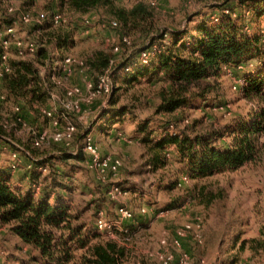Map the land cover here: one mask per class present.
I'll list each match as a JSON object with an SVG mask.
<instances>
[{"label":"rangeland","instance_id":"rangeland-1","mask_svg":"<svg viewBox=\"0 0 264 264\" xmlns=\"http://www.w3.org/2000/svg\"><path fill=\"white\" fill-rule=\"evenodd\" d=\"M115 1L125 8L132 7L138 1L146 2ZM156 1V6L146 2L152 18L141 26L126 31L120 23L118 27L109 26V22L116 18L103 9L79 14L61 6L57 0H19L15 5L17 12L9 15L6 11L8 0H0V28L14 24L16 35L27 40L33 37L35 27L20 21L18 15L21 11L61 12L68 21L63 27L69 31L72 43L63 51L57 48L56 43L48 44L46 38L39 44L48 48L52 59L71 55L84 61L85 67H76L69 81V85L80 86L89 79L96 82L97 76L103 72L91 65V62L97 60L99 53L121 60L143 47L150 37L159 38L158 34L163 30L187 29L189 34H195V27L200 23L216 25L214 18L220 17L224 9L234 10L238 17H243L245 29L250 34L264 33V19L253 16L254 6L246 0ZM222 7L225 8L222 10ZM85 19L89 20L86 25ZM122 36H127L130 43L123 44ZM168 39L169 34L165 41ZM159 43H163V40L157 39L155 45L158 46ZM113 45H118L120 51L115 52ZM9 54L10 61L21 59L13 46ZM138 58L140 59V54ZM246 73V68L224 67L219 76L190 84L189 93L193 98L188 105L174 113L158 109L163 102V93L167 95L173 90V85L166 80L143 77L130 88L117 93L114 91L109 96L92 95L83 89L80 96L82 112H70L62 125L70 121L77 126L73 146L78 144L85 132H91L103 154L121 158L123 166L119 178L128 193L118 201L109 199L106 186L99 183L95 174L87 167L82 152L81 159L70 157L63 160L60 152L67 151V148L54 143L39 149L45 154L52 153L48 170L41 172L36 179L31 175L28 179H23L22 188L31 187L37 194L43 190L64 196L72 214L78 217L77 223L85 225L84 233H98L104 239H110V235L100 232L96 227L99 212L102 211L106 219L118 220L117 207L120 204L130 207L135 218L123 222V226L129 231L122 235L115 233V239L127 250L124 264H159L150 254L164 250L161 240L166 239L170 244L177 229L196 216L202 219V230L198 233L201 241L197 240L194 232H190L182 243L183 249L190 253V264H199L198 261L202 258L208 264H264V130L259 135L256 160L237 170L199 179L190 176L189 168L179 162L177 150L172 145L165 148V153L170 156L163 158L162 165L151 164L154 155L152 147L156 139L143 140L144 134L139 131V126L147 123L153 131V138L166 132L185 130L193 134H215L220 144L230 143V132L239 121L247 120L251 115L264 116V94L245 90L248 86ZM53 89L59 100L64 98V87ZM58 99L48 97L42 107L58 112L61 108V101ZM14 103L16 102L13 100L8 102L7 114H12ZM123 105L131 110L124 114L123 120L112 123L109 131L99 130L97 125L102 123L99 121L102 113L107 108ZM220 105L225 108H220ZM23 107L25 120L31 127L51 129L49 120L38 115L29 105ZM28 129L12 132L10 136L6 134L10 141L0 140V168L10 169L11 151L15 143L23 147L30 144L31 132ZM25 156L22 152L18 169L11 171L12 175L22 178V175L26 176L31 172L28 167L30 162ZM183 174H188L190 180L178 187L177 181ZM33 184H41L39 192ZM210 193L216 195V198L207 204ZM54 201L53 199L52 203ZM142 207L147 209L144 214L140 213ZM56 234L60 236L62 232L56 231ZM167 248L176 255L180 252L171 245ZM82 253L83 250L77 251L78 256ZM0 264L48 263L40 259L37 250L14 235L9 225L0 222Z\"/></svg>","mask_w":264,"mask_h":264},{"label":"trees","instance_id":"trees-1","mask_svg":"<svg viewBox=\"0 0 264 264\" xmlns=\"http://www.w3.org/2000/svg\"><path fill=\"white\" fill-rule=\"evenodd\" d=\"M57 1L61 6L79 14L103 9L115 16V20L126 31L152 18L149 5L144 1L136 2L130 8L119 6L115 0ZM246 1L254 6L253 16L264 19V0ZM231 13L236 12L232 10ZM231 13L222 11L220 17L214 18L216 25L198 24L195 34H189L187 29L163 30L158 34L159 38L150 37L143 47L121 60L99 53L91 65L104 71L113 61L115 93L130 88L143 77L170 82L173 90L167 95L163 93V102L158 108L168 113H174L189 104L193 98L189 93L190 84L217 77L224 67L246 68L248 86L245 90L264 94V33L250 34L245 29L243 17H238L237 13L233 17ZM36 28H39V42L46 38L48 44L56 43L62 51L72 43L70 33L63 25L53 26L50 21H46ZM168 34L169 39L165 41ZM157 39L163 40V43L156 45L158 51L150 57L148 63H143L138 58L140 52L154 46ZM50 59L52 55L44 45L39 47L33 59L11 61L12 72L2 79L8 100L22 102L25 107L29 105L42 116L39 109L49 96L40 80L39 66L46 65ZM111 108L102 113L100 125L95 123L101 131L111 130L112 123L121 122L124 114L131 111L126 105ZM1 117L0 114V121ZM248 118L239 121L233 128L230 132L231 142L228 144H220L215 134H193L185 130L170 131L153 138V131L147 123L140 125L139 131L144 134L143 140L156 139L152 147L154 155L151 164L162 165L163 158L167 156L165 148L172 145L177 150L179 162L189 168L190 176L199 179L237 170L256 160L259 135L264 130V116L251 115ZM6 134L0 125V140ZM25 148L34 157H39L34 162V168L29 169L32 178L36 179L41 175L37 167L48 165L52 153L45 154L30 144L25 145ZM60 155L63 160L73 157L68 151L60 152ZM73 158L82 157L79 154ZM12 176L11 169L0 168V222L9 225L14 235L37 250L40 259L48 264H124L126 247L116 240L104 239L98 233H84L85 225L77 223L78 217L72 214L64 196L43 190L37 194L31 187L23 189L13 181ZM215 198L216 195L210 193L206 203L210 204ZM56 231L62 234L57 236ZM78 250H83L80 256L77 255Z\"/></svg>","mask_w":264,"mask_h":264},{"label":"built area","instance_id":"built-area-1","mask_svg":"<svg viewBox=\"0 0 264 264\" xmlns=\"http://www.w3.org/2000/svg\"><path fill=\"white\" fill-rule=\"evenodd\" d=\"M19 0H8L6 11L9 15H14L17 12L15 7ZM149 5L156 6V0H145ZM224 12L231 13L229 9H224ZM233 17L236 13H231ZM20 21L24 24H31L35 27L33 31V37H29L27 40H23L16 35V30L14 24H7L0 28V114L2 115L0 125L4 128L6 133L10 136L12 132H18L20 129H28L31 132L30 145L32 148L40 149L46 144L54 143L67 148L68 153L76 156L82 152L84 160L87 167L92 171L99 183L106 186L107 197L111 200L118 201L120 197H124L128 193V189L123 184L122 179L119 178L120 170L123 166L121 158L111 155L103 154L95 139L93 138L91 132H85L76 146H73L75 141V136L77 133V126L75 123L66 121L62 125V121L67 118L70 112L80 114L81 108V98L83 89L90 92L92 95H111L114 91V80H113V68L111 65L105 69L101 74L97 76L96 82L92 80L85 81V84L80 85H69V81L74 74L76 67H85L84 61L75 59L71 55H64L58 59H50L47 61L44 68L39 66L40 80L47 91L48 96L51 99H58L53 87H64L65 95L61 101V108L58 112L51 108L41 107L39 110L44 118L49 120L51 129L46 128H34L25 120L24 107L22 104L16 102L13 104L11 109L12 114L6 113V107L9 102L6 91L4 90L1 80L6 74L12 72V65L10 61V49L13 46L16 50L17 56L21 59H33L35 58L37 51L40 47L38 35L39 28L36 27L44 24L46 21H50L53 26H62L68 23L65 16L59 11L52 12H37L32 13L30 11H21L18 15ZM89 23L88 19H85V25ZM109 26L118 27L119 23L117 20H112L109 22ZM123 44H129L130 40L127 36H122L121 38ZM113 50L115 52L120 51L118 45H113ZM158 51L156 45L144 49L140 52V60L143 63H148L152 55ZM127 69V68H126ZM84 86V87H83ZM236 89V86H234ZM36 107V106H35ZM220 108H225L220 105ZM31 113L33 111L31 110ZM120 134V133H119ZM1 139H6L10 141L8 136H4ZM69 148V149H68ZM22 152L25 157L28 158L29 169L34 168V162L38 160L39 157H34L29 150H27L23 145L16 144L14 149L11 151L12 162L9 165L11 171H16L18 169L19 163L21 161ZM170 155L167 153V157ZM37 169L41 172H46L48 170V165L38 166ZM190 176L188 174H183L177 181V186L181 187L188 183ZM36 191H40V185L33 184ZM147 211L146 208L142 207L140 213L144 214ZM118 220L106 219L103 216L102 211L96 219V227L102 233H107L110 235V239H115V233L122 235L127 233L128 228L123 226L124 221H129L135 218L134 211L127 205L120 204L117 207ZM202 230V219L196 216L191 222L184 224L181 228L177 229L175 237L172 239L170 244L166 239L161 240V244L164 246V250L158 251L155 254H150L159 264H190L191 256L187 250L182 247L183 239L188 233L194 232L197 240L200 242L201 239L198 237L199 232ZM117 241V240H116ZM172 246L180 250L179 254L176 255L173 250L167 248V246ZM199 264H208V262L202 258Z\"/></svg>","mask_w":264,"mask_h":264},{"label":"crops","instance_id":"crops-1","mask_svg":"<svg viewBox=\"0 0 264 264\" xmlns=\"http://www.w3.org/2000/svg\"><path fill=\"white\" fill-rule=\"evenodd\" d=\"M26 158V157H24ZM27 159V158H26ZM28 160V159H27ZM30 176V173H28L26 176L25 175H22V178L20 177H17L15 174H13L12 178H13V181H15V183L21 187H23V179H28Z\"/></svg>","mask_w":264,"mask_h":264}]
</instances>
